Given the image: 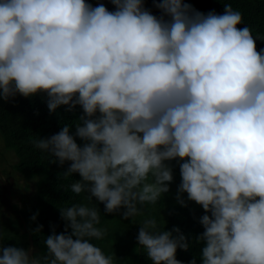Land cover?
Here are the masks:
<instances>
[{"label": "clouds", "instance_id": "clouds-1", "mask_svg": "<svg viewBox=\"0 0 264 264\" xmlns=\"http://www.w3.org/2000/svg\"><path fill=\"white\" fill-rule=\"evenodd\" d=\"M110 3L114 11L86 0H0V101L43 95L50 114L82 109L74 134L64 124L33 144L50 163H68L63 177H80L71 191L87 194L59 208L65 228L53 226L46 251L0 244V264H117L92 242L108 231L92 202L134 221L169 192L171 161L177 201L186 207V193L206 213L195 237L202 264H264V36L238 28L243 16L230 2L205 14L185 0H153L159 16L145 0ZM139 223L137 250L151 264H182L177 250L190 243L179 227Z\"/></svg>", "mask_w": 264, "mask_h": 264}, {"label": "trees", "instance_id": "trees-1", "mask_svg": "<svg viewBox=\"0 0 264 264\" xmlns=\"http://www.w3.org/2000/svg\"><path fill=\"white\" fill-rule=\"evenodd\" d=\"M93 6L103 3L109 11H114V5L110 0H86ZM195 9L208 13L215 11L223 14L224 3L230 2L233 9L240 11L243 23L238 28L248 26L255 37L257 34L264 36V0H185ZM145 8L153 15H161L153 0H145ZM257 50L264 49V40H256ZM67 106H61L56 113H49L46 105V96L36 95L24 98L17 95L11 101H0V148H4L15 155L17 162L13 165L14 171L26 180L37 179L35 200L28 208L15 209L14 215L9 218L2 217L0 212V228L3 230V240L0 244L13 245L24 248H32L36 253L46 251L44 239L52 232L55 226L56 233L64 231L65 222L60 217L59 208L70 207L73 204L86 203V193L77 195L71 191L70 185L79 180L78 174L69 178L63 177V171L68 167L66 163L61 167L58 163L49 161L51 157L34 147L33 141L39 138H48L58 133L64 124L73 125L71 133H75V125L82 115V109L77 106L74 112H68ZM78 143H82L77 138ZM173 168L181 183L179 164L176 161L168 162ZM67 189V190H66ZM92 204L100 213L101 228H107V235L102 240L92 242L102 247L106 254H114L117 264H151L146 254L138 251L137 236L140 221L145 217H154L158 222L165 221L164 230H172L179 227L189 239L188 251L177 250L176 258L182 264H190L195 258L196 264H202V244L195 243V237L204 229L199 223L205 215L201 206H181L175 198L162 195L157 205H149L144 214L133 221L131 218L124 219L121 209L119 212L109 214L104 205L93 201ZM1 210V209H0ZM36 215V220L31 217ZM2 223V225H1ZM39 225H43L42 233L34 235L31 231Z\"/></svg>", "mask_w": 264, "mask_h": 264}, {"label": "rangeland", "instance_id": "rangeland-1", "mask_svg": "<svg viewBox=\"0 0 264 264\" xmlns=\"http://www.w3.org/2000/svg\"><path fill=\"white\" fill-rule=\"evenodd\" d=\"M16 162L17 159L12 152L0 148V177H3L0 180V212L3 219L4 217L9 218L13 216L15 209L30 207L35 200L37 179L26 180L17 174L13 169V165ZM173 176L174 179L169 185L170 190L166 195L176 199L180 182L176 175L173 174ZM183 199L186 205L200 206L193 201H188L186 193L183 194ZM147 218H151V216L145 217L144 219Z\"/></svg>", "mask_w": 264, "mask_h": 264}]
</instances>
